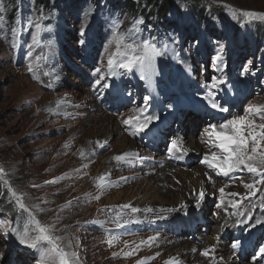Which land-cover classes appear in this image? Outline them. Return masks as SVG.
Masks as SVG:
<instances>
[{
    "label": "rangeland",
    "instance_id": "obj_1",
    "mask_svg": "<svg viewBox=\"0 0 264 264\" xmlns=\"http://www.w3.org/2000/svg\"><path fill=\"white\" fill-rule=\"evenodd\" d=\"M81 1L45 0L42 4L39 0H0L5 9L0 17L9 41L16 21L32 16L34 9L44 10L47 19L43 23L51 28L33 49V56L48 55L38 69L40 81L27 71L32 30L24 32L16 49L0 38V166L9 184L26 194L24 202L29 208L43 209L37 218L53 224L55 235L72 242L78 264H165L170 259L185 264L187 247H206L209 238L230 248L242 262L257 264V243H264V225L255 224V220L264 218L260 207L264 182L255 184L259 189L255 196L249 195L245 184L264 178L247 170L217 176L202 160L213 151L219 153L205 142L211 125L245 115L249 105L264 104V21H242L238 11L233 15V10L264 12V0H168L169 18L182 13L183 21L158 36L149 19L139 25L137 34V38L153 37L169 45L170 52L157 60L159 75L146 81L134 70L113 77L112 87L103 92L95 84L98 75L93 73L97 67L106 72L105 48L112 39L113 21L118 20L120 31L126 32L141 18H127L124 9L107 7L114 14L107 20L103 4ZM90 6L94 11L85 30L87 43L81 46L77 43L79 30ZM196 7L202 12L196 13ZM195 23L204 26V34L201 28L195 30ZM45 71L51 75H42ZM213 77L226 81L217 99L227 112L211 109L203 100L205 85ZM145 97L149 99L145 101ZM62 99L67 103L57 111L45 110L56 108ZM137 108H146L145 115L159 119L146 133L133 136L132 128L122 121L136 116ZM250 118L264 123L259 117ZM177 137L188 149L187 155L169 153L170 142ZM97 141L104 147L96 146ZM81 149L84 158L79 155ZM123 153L137 156L131 164L112 159ZM101 175L108 181L103 190L96 187ZM203 186L206 190L198 206V197L175 205L188 191ZM73 187L77 190L72 193ZM220 189L224 190L223 203ZM144 195L148 202L144 206L132 201ZM153 200L156 204H150ZM8 201V189L0 184V220L11 228H21L26 217L21 218ZM132 207L140 211L133 213ZM149 208L152 211H147ZM249 212L252 220L238 225ZM237 238L241 248L232 249ZM128 252L132 255L126 256ZM0 253L4 254L0 264H37L39 257L38 251L20 245L3 226Z\"/></svg>",
    "mask_w": 264,
    "mask_h": 264
},
{
    "label": "snow or ice",
    "instance_id": "obj_2",
    "mask_svg": "<svg viewBox=\"0 0 264 264\" xmlns=\"http://www.w3.org/2000/svg\"><path fill=\"white\" fill-rule=\"evenodd\" d=\"M5 9L0 6V12ZM94 9L90 6L85 10L83 14V20L79 30V39L77 43L81 46H86V27L89 17L92 15ZM242 18V21H264V12L245 11V10H233V15H237ZM38 12V14H36ZM47 19L42 8L35 10L34 14L24 20H17L15 26L11 28V41L8 40V29L3 23L2 17H0V38L5 42L10 43L11 48L16 49L20 46V37L24 32L31 29V41L28 45V64L27 71L31 74L34 80L40 81V73L38 69L41 66L42 61L48 60L47 54L39 56H33V49L41 45L42 34L45 31H50L49 25H45L43 21ZM143 23L142 19H136L131 28L126 32L120 31V22L113 21V35L112 39L108 41V45L105 51L107 55V69L106 72H102L100 67L95 68L94 75H98L95 84L101 92L110 89L112 87L110 81L113 77H119L121 75L132 73L134 70L139 73L141 80L152 81L153 77L159 75L157 71L158 58L165 57L170 52V47L167 43L157 41L153 37L149 38H137V34L141 31L139 25ZM243 25V22L241 23ZM49 48L51 47V41L47 42ZM114 46V51L109 49ZM174 58L175 55H174ZM188 72H191L190 66H185ZM123 69L124 73L119 70ZM247 71V69L245 70ZM42 75L50 76V72H43ZM226 81L223 78L213 77L210 84L205 85L207 88L206 94L203 96V100L206 101L207 107L219 112H227L228 108L223 105L217 99V92L220 86L225 84ZM51 87V83L48 85ZM130 95V94H129ZM149 97H145L147 101ZM31 103V101L29 102ZM67 103L66 100H58L56 102V108H47L46 111L55 112L63 104ZM39 111V109L37 110ZM137 115L124 119L122 123L132 128L131 135L135 136L139 133H146L150 130V125L159 117L156 115H145L146 108L135 109ZM245 115L234 116L232 119H226L219 125H211L210 130H206L207 136L206 143H209L212 147L219 150L211 152L210 155H205L202 163L206 164L208 168L215 171L217 176H229L238 170H247L248 173L255 176L264 178V123L257 124L254 118L259 117L264 120V104H252L245 109ZM66 115H71L66 113ZM68 145L66 144L65 147ZM96 146L103 148L104 144L99 141L96 142ZM169 153L175 155L179 153L181 156L188 154V149L184 147L183 141L177 137L172 139L168 147ZM79 155L84 158L85 152L83 149L79 150ZM136 153H123L112 157L117 163L125 162L131 164L132 158L136 157ZM86 167V165H85ZM207 175V173L205 174ZM7 173L5 169L0 166V184L7 187L9 192L8 203L12 205L13 210L20 213L21 218L24 219V223L21 228H11L7 221L0 220V226L6 227L8 231L13 233L20 245H24L29 249L38 251L39 257L37 264H78V256L75 251H72V242L67 240L66 237L55 235V226L53 224L42 223L37 218V212H42L38 206L35 210L29 208L25 202V193H18L9 184V180L6 178ZM208 179L211 181L212 177ZM264 182L262 180L255 181L254 184H245V187L249 189V195L255 196L259 189L255 188V184ZM108 186L106 175H101L96 180V187L103 190ZM222 194L221 203H223V189H220ZM232 196H236L237 193H231ZM97 199L99 197H96ZM204 198V191L201 189L199 197L197 199V206ZM238 203H233V207H237ZM124 208L131 207L130 205H124ZM182 207H186L183 206ZM260 207L264 209V195L261 196ZM132 212L140 211L137 208L132 207ZM152 211V209H147ZM160 211H165L161 209ZM167 211H172L168 209ZM244 215V213H240ZM246 220L237 221L238 225H246L252 220L251 212L247 214ZM119 216L116 217L117 226L119 224ZM128 223V221H125ZM255 224L264 225V218L256 219ZM253 227L255 225H252ZM7 235V233H5ZM117 239V237H113ZM156 237H150L149 240H155ZM218 239V238H217ZM112 240H109L111 243ZM142 243H144L142 241ZM232 249L241 248L240 238H237L234 243L231 244ZM259 260H264V243H257ZM195 251V250H193ZM210 251L214 252L215 248L211 250L205 249L201 255L209 256ZM3 253H0V258H3ZM126 256L132 255L131 252L125 253ZM255 255V253H254ZM143 264V262H138ZM165 264H178L174 259L166 261Z\"/></svg>",
    "mask_w": 264,
    "mask_h": 264
},
{
    "label": "trees",
    "instance_id": "obj_3",
    "mask_svg": "<svg viewBox=\"0 0 264 264\" xmlns=\"http://www.w3.org/2000/svg\"><path fill=\"white\" fill-rule=\"evenodd\" d=\"M43 1L45 0H39V2H42V4L44 3ZM64 1H70V0H64ZM81 2H84V0H82ZM95 2H99L104 5V10L105 12L107 11V15H108V17H106L107 20L114 18V14L111 12V10H108L107 7H110L112 9L115 8L118 10L124 9V15L127 18L129 17L141 18L143 19L144 22L150 19V21L153 23V31L157 33L158 36L162 32L165 31L168 32L173 30L174 28L177 27V25L175 27V24L177 22L183 21L182 13H178L179 14L178 18L175 19L169 18L171 6L168 0H137V2H135V0H122V3H120V0H93V3L91 4H95ZM125 2H129L130 4L127 5L125 4ZM195 12L201 13L202 8L196 7ZM198 19L195 18L194 15H192V20L194 22H198ZM179 24L182 25L183 23H179ZM200 25L201 24H197V27L195 26V30H199V28H201ZM186 29L188 30V28ZM262 30L263 28H261V31ZM205 31L206 30L204 29L203 26L200 32L201 34H204ZM143 33H146V31H143Z\"/></svg>",
    "mask_w": 264,
    "mask_h": 264
},
{
    "label": "bare ground",
    "instance_id": "obj_4",
    "mask_svg": "<svg viewBox=\"0 0 264 264\" xmlns=\"http://www.w3.org/2000/svg\"><path fill=\"white\" fill-rule=\"evenodd\" d=\"M64 186V185H63ZM208 187V183H207V186ZM206 187H202L201 189H203V191H205ZM67 189L69 188L66 187ZM201 189H195V190H191V191H188L182 199H180V202H175V205L178 206V205H181V204H184V203H188L187 201L189 199H192V198H197L199 197V192L201 191ZM77 190V187H73L72 188V193ZM87 198V196H86ZM147 197L144 195V196H138L133 198L132 201H135L137 203V206H144L147 202ZM179 201V200H178ZM150 204H156V200H153ZM149 205V204H147ZM218 232H216L217 234ZM215 248V251L214 252H211L210 251V255L209 256H203L201 255V253L205 250V249H209L211 250L212 248ZM230 249V248H229ZM229 249H227L226 246H221L219 244H217L213 239L209 238L208 239V244L206 245V247H200V246H192V247H187V251H186V256H185V264H194L193 262L196 261V264H253V263H245V262H242L241 259L238 258V256L232 254L231 252H229ZM195 250V251H193ZM183 252V251H182ZM195 255H198L200 257L198 258H194L193 261L190 260L191 257L195 256ZM205 260L204 262L201 260L202 258ZM183 259V258H182ZM191 261V262H190ZM181 263V262H180ZM178 263V264H180Z\"/></svg>",
    "mask_w": 264,
    "mask_h": 264
}]
</instances>
